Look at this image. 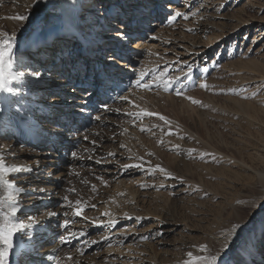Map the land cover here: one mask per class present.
<instances>
[{"label":"rangeland","instance_id":"obj_1","mask_svg":"<svg viewBox=\"0 0 264 264\" xmlns=\"http://www.w3.org/2000/svg\"><path fill=\"white\" fill-rule=\"evenodd\" d=\"M44 4V0H0V32L15 36L17 62L13 70L24 73L18 80V87L23 90L20 92L41 108V116L48 112L53 115L48 125L65 141L61 149L49 150L55 156L21 158L32 166V171L15 178L16 184L27 183L24 187L31 190L22 195L28 197L21 199L25 206L21 207L19 219L38 224L29 235L18 237L28 248L25 261L185 264L192 252L193 257H222L226 264H264V232L259 227L264 217V196L260 193V180H264V0H174L172 10H163L161 25L139 35L147 53L136 60L130 58L132 71L140 73L158 66L154 73L165 70L172 78L184 77L189 67L193 72L192 80L184 81L182 95L169 92L173 105L155 102L151 95L139 100L168 123L153 115L151 119L158 129L137 136L129 133L131 124L136 122L124 115L129 99L123 100L127 93L135 98L144 91L130 83L136 75L130 74L126 82L109 77L105 92L92 82L97 89L84 97L86 92L76 85V78L70 81L50 72L41 79L40 73H49L35 67L28 52L17 51V42L27 46L32 38L48 31L47 27L33 26L37 24L36 15L28 10L34 6L44 9ZM149 8L152 11V5ZM177 11L183 15L169 23ZM84 14L79 11V18ZM17 15L27 17V32L1 28L5 21H16L12 17ZM138 15L132 14L138 18L136 24ZM119 19L122 21L123 17ZM47 23L54 28L59 25L57 18ZM89 24L86 27L91 28ZM147 28L145 32L150 29ZM136 36L131 40H137ZM73 40L69 42L72 44ZM57 45L56 39L49 43L53 48L62 47L61 43ZM123 50L127 48L120 50L122 56L126 52ZM150 52H156V57L150 58ZM163 59L166 61L156 63ZM82 65L90 69V62ZM121 70H126V66ZM89 73L95 76L94 70ZM34 80L40 82L31 87ZM145 80L151 81L152 75ZM201 83H206L207 89L201 88ZM114 86L124 87L118 99L113 96L118 90ZM186 97L200 103L193 104ZM178 116L189 118L191 133H185L187 127ZM226 144L238 154L236 159L225 155L234 167L213 161V155L223 156L214 149ZM25 147L27 143L18 144L16 150L24 151ZM134 154L147 167L126 172L125 166ZM95 161L101 165L96 166ZM156 166L174 175L165 177ZM56 184L59 190L54 199L36 200L48 197ZM249 188L254 193L245 192ZM38 189L43 191L41 195L37 194ZM240 196L245 201L257 200L256 211L235 225L239 227L235 231L233 227L230 235L215 237L217 223L227 224V214L233 213L232 205L238 204ZM76 201L81 203L77 205ZM77 208L83 209L82 215H75ZM122 216L130 217L124 220ZM48 217L47 230L41 225ZM65 220L70 222L68 228L63 226ZM110 221L122 223L111 227ZM211 237L225 243L228 251L210 246ZM245 239L254 240L253 248L244 258L236 259L231 255L232 247L238 248ZM202 245L207 246V253L199 251ZM21 257L17 264H22Z\"/></svg>","mask_w":264,"mask_h":264},{"label":"bare ground","instance_id":"obj_2","mask_svg":"<svg viewBox=\"0 0 264 264\" xmlns=\"http://www.w3.org/2000/svg\"><path fill=\"white\" fill-rule=\"evenodd\" d=\"M44 1H45V4L43 5L44 9L34 6L28 10L30 14L36 15L37 24L33 26L43 27V28L47 27L48 31L41 37L32 38L28 42L27 46H23L20 42H17L19 44L17 51L25 50L26 52H28V55L30 57L29 59L34 60L32 62L33 65L35 67L43 68L45 72L49 73L48 75L40 73L41 79L49 76L50 72L51 73L56 72V74L67 77L70 81L76 78L75 82L76 83L79 82L76 85L86 92L84 97H89L91 96L90 94H92L97 89L96 86L98 84L100 86V90H102V92H105V90L108 89L107 81L109 77L111 78V76H113L112 80L119 79L120 81L126 82L127 79L129 78V75L133 73V75L136 76L133 77L135 78L134 81L130 83L131 84L135 83L136 79L138 78L137 74L139 73H137L135 70L132 71V67H131L133 64L132 60H136V57L142 55L144 52L147 53L146 51H143L144 50L143 43L141 42L142 38L139 35L143 33H149L152 30L151 27H158L159 25H161L160 22H162L163 20L162 19L163 12H165L166 10L173 9L172 4L174 0H44ZM151 5L153 7L152 11L151 8H149L151 7ZM81 10L85 11V14L80 16L79 18V11ZM133 13L139 14L138 16L140 17V19L138 20L139 21L138 24H136L137 22L136 20L138 18L135 19V17H133L134 15L132 16ZM120 17H123L122 21L119 19ZM56 18L58 19V23H59L57 27L54 28L52 27L51 24L47 23V21ZM145 21L151 23L150 24L148 23L149 25H147L143 23ZM88 22H90L89 25L91 26V28L86 27ZM26 23L27 20H23V21L16 20V21H8V22L5 21L4 24L1 26V28L7 31L15 30L16 33L18 32V30H20L22 31L21 33L23 34L27 32V30L25 29ZM147 27L150 29H148ZM116 28H120L121 30L127 31L130 39L127 41H117L116 39H114L113 30ZM145 28L148 29L147 32H145ZM89 30L91 32H89ZM92 30H96L98 32L95 33L96 31L94 32ZM135 36L138 37V39L131 40ZM20 38H22V36ZM73 38L74 40L71 44V42L69 41H71V39ZM53 39L57 40L58 42L57 46H60L61 43L62 47L53 48L49 46V43ZM95 39L97 43L94 42ZM122 48H127V50H123L126 51L124 52L123 56L120 55V50H122ZM49 53L52 54V56ZM150 54H151L150 58L156 57L155 56L156 52L155 53L150 52ZM113 56L115 57V59L118 58V61L110 59V57ZM165 61L166 60L163 59L161 61H156V63L161 64ZM83 62L84 63L90 62V69L85 68L82 65ZM124 66H126V70H121V67L123 68ZM157 67L158 66H156L153 69L155 70ZM90 70L95 71V76L91 77L89 73ZM163 72L166 73L165 70ZM153 74H157V73H153ZM90 78H92V81H89ZM38 80L37 81L34 80L32 85L30 86L34 87L35 83L40 82ZM92 82H96L95 84L96 86H93L94 84ZM113 83H116V81H114ZM8 86L13 89L12 92L10 93L0 92V141H5V140L9 141L6 144L0 142V157H3L9 164L15 163L32 169V166H28V164L25 161H21V158L27 156H34L40 159V158H46L47 156H55V154H51L49 150L55 152L61 149L65 141L60 140L59 138L60 136L54 133L57 132V130L52 131L53 129L50 128L48 125L49 122L53 121V117H52L53 115L52 116L49 115L48 112L45 116H41L42 113V110H40L41 108H39L35 103L28 101L26 97L22 96L23 90L18 87L20 86V82L18 80L13 81ZM119 86H114L117 87L118 89L117 92L113 94V96H117L116 99H118V96L121 93H123V89H124V87L121 88ZM153 89H154L153 92L151 91L149 92L148 90L144 89L142 93L140 92V94L135 95V98L133 96L132 98L128 93L127 95L124 96L123 100L126 101L129 99L127 101L129 103L127 104V106H125L126 111L124 112V115L127 116L129 119H131V121L136 122V124L132 123L129 129V133L131 134V136H133V134L137 136L139 133H142L143 131L151 132V130L158 129V126L154 125L157 123L152 120L155 116H138V113H141L142 111L153 113L150 109H148L145 105H143L139 101L144 95L154 96L152 98L154 99L155 102L162 101L164 103L168 102V104L173 105V100L169 95L170 91L165 92L163 88H157V87H153ZM188 119L189 118L178 116V120L181 122L183 121L185 123V126L187 127L184 130L185 133H191L192 124L188 123ZM55 122L57 123L58 121L55 120ZM142 129L144 130L142 131ZM1 136L3 137L5 136L6 138L3 139L1 138ZM99 137L101 140L105 139L104 135H99ZM140 137H144V136H141L140 134ZM148 138H153V137L149 136ZM23 143L24 144L27 143L28 147L27 148L25 147L24 151L16 150L17 145ZM214 150L217 153L223 154V156L213 155V161L215 162L216 165L225 163L229 166H233V167L235 166L233 161L231 162L225 158V155H229L231 158L236 159L238 154L234 149H232L230 146L226 144L221 146L218 145L217 148H215ZM130 158L132 159V161L127 163L128 165L129 164L136 165L138 163L139 165L142 166L140 167L141 169L147 167V165H144L143 160H141V157H139V155L134 154ZM94 164L96 166H100L101 162L95 161ZM159 168H157L158 171ZM125 169L126 172L127 171L131 172L132 170L134 171L137 168L133 167L129 170L125 167ZM166 171L169 175H174L173 172L169 170ZM221 171L227 172L226 170H221ZM24 173H29V172H24ZM123 174L124 173H122V175ZM215 176H218V174L216 173ZM260 181L262 182V188L260 193L262 194V196H264V180L261 179ZM16 185L24 189V191L19 195V204L21 207L25 206L24 203H22L21 199L25 198L26 196H22V195H24V193L27 191L31 192V190L24 187L27 185V183L25 185H20V184H16ZM58 186H59L58 184L55 185L54 191L51 190V194L48 197L37 198L36 200L39 202V201H44V200L47 201L49 199L50 200L54 199L56 197L57 190H59ZM49 191L50 190H48V192ZM37 192H38L37 194L39 195L43 191H41V189H38ZM245 192L254 193V189L249 188ZM5 193H6V189L3 186H0V198H3ZM238 198H239L238 204L232 205L233 213L227 214V218H229L227 224L222 225L221 223H217L215 229L216 231L214 233L215 237L223 236V234L226 233H227L226 235H230L231 229L235 225L245 222L246 219L250 218L251 215L256 211L258 205L257 200L245 201L243 199V196H240ZM31 199L28 198V200ZM3 211H7L6 205L4 206ZM19 217H20V213L18 214L17 217L18 220H20ZM129 217L130 216H125V217L122 216L121 218H124V220H128ZM49 219L50 218L48 217L46 220L43 221V224L41 225L43 228H46L47 230H48L47 227L48 221H50ZM113 222H114V226L118 225L119 223H122L121 221L120 222L113 221ZM25 224L28 226L26 227L24 233L18 234L15 238V247L12 250L10 256L8 257L9 264H17L21 256H23L21 257L23 258L22 264L23 263L33 264L34 262L33 259L25 261L28 248L26 247L25 244L19 241L18 237L23 235H29L32 229L38 227V224L37 225L27 224V223ZM259 227L264 232V217L259 222ZM211 235L213 236V233ZM115 238L117 237H114L113 240H116ZM208 243L212 247L214 245L217 249H224L227 247L225 243L218 242V240H215L213 237H211V239L208 240ZM253 243H254L253 239L243 240V242L238 248L232 247L231 255H234L236 259L241 258V256L244 258L249 254V252L253 248ZM247 263L250 264V262Z\"/></svg>","mask_w":264,"mask_h":264},{"label":"snow or ice","instance_id":"obj_3","mask_svg":"<svg viewBox=\"0 0 264 264\" xmlns=\"http://www.w3.org/2000/svg\"><path fill=\"white\" fill-rule=\"evenodd\" d=\"M183 14L179 11L175 12L169 20V23H172L176 20L177 17H181ZM17 20H26V16L17 15L12 17ZM183 18H187L186 15ZM126 27V26H124ZM113 37L117 41H127L130 39L127 31L116 28L113 30ZM16 49V38L14 35H10L6 32H0V92H12L13 89L8 85L13 81H17L23 78L24 73L22 71H14V65L17 62V52ZM115 57H110L114 59ZM206 71V70H205ZM155 70H142L138 78L135 81V87L151 90L153 87L163 88L165 92L174 90L177 96L183 94L185 88L184 81L192 80L193 70L189 67L188 72L184 77H169L167 73L161 71L159 74H153ZM152 75L151 81H146L145 77ZM38 77L39 73H35ZM201 88L207 89L206 83L200 84ZM193 104H199L200 101H197L191 97H186ZM126 99V98H125ZM157 115L160 120H163L165 123H168L167 119L164 116L159 114L142 111L138 113V116H153ZM144 129H142L143 131ZM171 134V132H169ZM75 156V153H73ZM126 168L131 167H142L141 165H126ZM159 168V166H156ZM32 169L26 166H21L18 164H9L3 157H0V186H3L6 189V193L3 198H0V264H9L8 257L10 256L12 250L15 247V238L18 234L24 233L27 225L23 221L18 220V214L21 213L22 208L19 204V195L24 191L23 188L15 184V177L23 172H31ZM159 171L165 176L168 177L169 174L163 168H159ZM163 187V184H161ZM81 202L76 201V204L79 205ZM7 206V211H3L4 206ZM71 206V203L69 204ZM83 209H75V215H82ZM54 214V213H53ZM105 215H110L105 213ZM28 219H32L29 217ZM69 221L65 220L64 227H69ZM109 226H114V222L110 221ZM239 226H234L233 231L236 230ZM75 236V233H72ZM199 251L203 254L207 252V246L202 245L199 248ZM225 253L228 251V248L224 249ZM189 260L185 261V264H226L222 257H217L215 255H200L193 257V253H188ZM70 259V258H69ZM59 264V262H57Z\"/></svg>","mask_w":264,"mask_h":264}]
</instances>
